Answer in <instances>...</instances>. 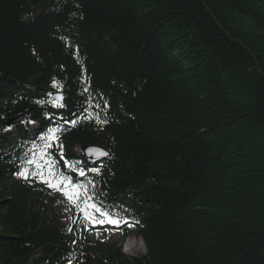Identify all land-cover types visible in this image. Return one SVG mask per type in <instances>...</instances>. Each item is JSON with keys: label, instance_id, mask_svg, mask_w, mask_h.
I'll use <instances>...</instances> for the list:
<instances>
[{"label": "trees", "instance_id": "obj_1", "mask_svg": "<svg viewBox=\"0 0 264 264\" xmlns=\"http://www.w3.org/2000/svg\"><path fill=\"white\" fill-rule=\"evenodd\" d=\"M38 154L145 254L64 225ZM0 264H264V0H0Z\"/></svg>", "mask_w": 264, "mask_h": 264}, {"label": "rangeland", "instance_id": "obj_2", "mask_svg": "<svg viewBox=\"0 0 264 264\" xmlns=\"http://www.w3.org/2000/svg\"><path fill=\"white\" fill-rule=\"evenodd\" d=\"M79 153V151H78ZM36 158V166L33 169V173L42 174V176L45 179L50 180L52 183H57L61 176L56 175L53 167L52 172L55 173V175H50L48 162H50L49 158H47L44 155L38 154L37 156H34ZM38 181L42 182L40 175H33ZM44 183V182H42ZM46 184V183H44ZM73 185H80L78 183H72ZM47 185V184H46ZM80 189H78L81 200L77 201L75 204L70 202L68 198L61 192L60 194L66 199V203L60 206L59 213L62 218V222L64 225L69 224H82L85 231L86 236L88 240L90 241L91 245L94 247L93 251L97 254L100 253L101 250H108L113 247L120 246L122 253L126 257L136 258L140 257L145 254V247L142 244V241L140 240V237L137 235V233L132 232L127 237H124V230L125 228H129V226L122 221L119 223L121 225L120 227H113V228H101V229H95L94 225L90 223L89 220L85 219L83 212L80 211V209L85 207L84 201L88 196H91L93 199L92 193L85 187L80 185ZM61 187H64L66 191L71 192L72 188L70 186L61 185ZM88 203H91V201H88ZM89 213L92 212L91 209H88ZM97 217H99V214H96ZM113 218L119 217L117 215H112ZM104 219H107L106 217ZM133 240L136 244V247L132 250L133 252L127 253L125 251V244L127 240ZM122 244L120 245V243ZM124 243V244H123Z\"/></svg>", "mask_w": 264, "mask_h": 264}, {"label": "snow or ice", "instance_id": "obj_3", "mask_svg": "<svg viewBox=\"0 0 264 264\" xmlns=\"http://www.w3.org/2000/svg\"><path fill=\"white\" fill-rule=\"evenodd\" d=\"M54 88H61L62 86L59 84L58 81H56L55 79L53 80V85H52ZM85 91H87V88L84 89ZM49 97H50V103L53 104V106L55 107H64L62 101H63V96L59 94V92L53 97V94L52 93H49L48 94ZM37 103L39 104H44L45 101L43 100H40V101H37ZM107 103V102H105ZM97 107H99V105H97ZM96 121L97 123H106V121H101L99 119V116L97 115L96 116ZM73 126H75L76 124V121L75 120H71L69 121ZM8 129H6L7 131ZM59 129L57 128H50L48 130V133L44 136V137H41L42 139L44 140H50V139H56L57 137L55 136V133L58 132ZM52 145L51 144H46L45 147H51ZM62 145H60V148L62 150ZM87 152L88 154H98V155H107L108 153L106 152H103L102 150L100 149H87ZM33 161H29V163H32ZM66 165L70 168H73L74 170H77L76 169V165L72 162H65ZM52 162H48V167H49V172H50V175H55L54 172H52ZM79 171V175L81 176H84L86 173L84 171V169H78ZM90 171H93V172H99V169L97 168H92L90 169ZM19 176L27 179V173L26 172H19L18 173ZM33 175H40V178L42 180V182L46 183L48 185L49 188H52L54 191H61L67 198L70 202L72 203H76L77 201L81 200V197H80V194H79V191L78 189H80V185H73L72 184V181L70 178L68 177H61V179L57 182V183H52L50 180L48 179H45L42 174H37V173H33ZM61 185H65L66 187L67 186H70L72 188V191L69 192V191H66L64 187H61ZM92 200V197L91 196H88L86 198V200L84 201L85 203V207L80 209L81 212H83L84 214V217L85 219L89 220L91 223L93 224H104V223H110V224H119L121 223L122 221L119 220V219H115L112 217V215L107 212L106 210H104L102 207L98 206L96 203H88V201H91ZM88 209H91L92 212L89 213ZM99 214V217L96 216V214ZM107 218V219H104V218ZM69 231H71V229H69Z\"/></svg>", "mask_w": 264, "mask_h": 264}, {"label": "water", "instance_id": "obj_4", "mask_svg": "<svg viewBox=\"0 0 264 264\" xmlns=\"http://www.w3.org/2000/svg\"><path fill=\"white\" fill-rule=\"evenodd\" d=\"M56 81H58V80H56ZM58 92H59V94L62 95L63 98H64V95H63V93H62L61 91H56V92H54V93H53V97H54ZM64 99H65V98H64ZM64 99H63L62 103H64ZM10 123H11V122H9L8 125H10ZM87 149H100V150H102L103 152H106V153H108V154H107V155H98V154H91V155H90V154H88ZM81 153H82V155H83L86 159H88V160H93V161L101 160V159H104V158H107V157L110 156V153H109L107 150H105V149L102 148V147L96 146V145H89V146H84V147H82V148H81Z\"/></svg>", "mask_w": 264, "mask_h": 264}, {"label": "bare ground", "instance_id": "obj_5", "mask_svg": "<svg viewBox=\"0 0 264 264\" xmlns=\"http://www.w3.org/2000/svg\"><path fill=\"white\" fill-rule=\"evenodd\" d=\"M140 240L142 241V239L140 238ZM121 244H122V242H121ZM124 244V243H123ZM142 244L144 245V243H143V241H142ZM136 247V244H135V242L133 241V240H131V238L129 239V240H127V242H126V244H125V251L127 252V253H131V252H133L134 250V248ZM133 250V251H132Z\"/></svg>", "mask_w": 264, "mask_h": 264}]
</instances>
